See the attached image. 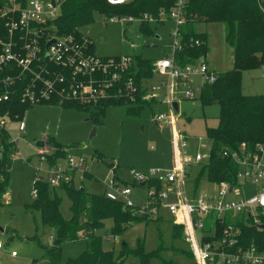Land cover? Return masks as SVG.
Returning <instances> with one entry per match:
<instances>
[{
  "label": "built area",
  "instance_id": "1",
  "mask_svg": "<svg viewBox=\"0 0 264 264\" xmlns=\"http://www.w3.org/2000/svg\"><path fill=\"white\" fill-rule=\"evenodd\" d=\"M68 0H7L0 10L8 36L0 39V105L13 102L19 96L25 105L76 102L83 106L97 105L113 96L116 84L133 65L134 57L102 58L91 53L88 38L79 41L72 35L58 36L56 21ZM110 5H124L130 0H106ZM190 0H176L169 13L162 10L158 17L149 13L141 16L115 14L109 22L174 23V44L166 57L153 63L154 75L160 80L152 85L143 83L148 99H157L167 105L169 112L160 113L155 121L166 122L172 131V145L176 161L172 169L129 170V183L118 175V164L111 166L112 178L105 181L107 199L122 203L135 215L153 220L164 211L173 218V224L183 229L184 241L189 245L192 264H264V252L256 246L244 248L240 243V219L260 226L264 214V144L252 149L243 144L238 151H225L223 157L237 166L235 184L228 181L210 182L216 190L198 194L199 184L189 183L193 172L203 165L204 156L197 149L189 154L190 138L178 129L175 103L179 98L196 101L208 85L218 81V73L204 59L181 64L178 54L183 50V28ZM55 40L48 46L51 40ZM199 45L200 41L194 42ZM197 80V81H196ZM127 96L133 101L136 87L132 79L125 81ZM122 94V90L119 91ZM179 110V104H178ZM18 121L19 131H26L24 117L0 119ZM6 121H0V131L7 133ZM199 141L202 138H198ZM45 141V140H44ZM11 142V141H10ZM12 143V142H11ZM13 144V143H12ZM14 146V144H13ZM14 150L16 147L14 146ZM37 154L45 163V176L37 174L33 198L39 196L38 184L58 189L65 184L76 185V177L85 180L87 160L83 156L67 157L50 164V151L45 145L37 147ZM210 155L208 157V162ZM207 162V163H208ZM204 163V164H207ZM79 175V176H78ZM148 188V204L141 208L130 199L131 186ZM161 185L158 188L157 185ZM189 186V187H188ZM230 187L232 191H229ZM248 188V191L246 190ZM4 245L0 243V250ZM13 256L16 254L13 252Z\"/></svg>",
  "mask_w": 264,
  "mask_h": 264
},
{
  "label": "rangeland",
  "instance_id": "2",
  "mask_svg": "<svg viewBox=\"0 0 264 264\" xmlns=\"http://www.w3.org/2000/svg\"><path fill=\"white\" fill-rule=\"evenodd\" d=\"M111 15L112 12L105 15L95 13L92 22L78 27L79 34L92 41L94 53L98 57L141 56L155 61L170 54L174 44L171 36L174 23L171 20L150 23L148 26L153 34H146L141 31L138 23L109 22L108 16ZM196 31L208 36L209 51L205 61L209 66L218 74L231 69L232 58L225 39L224 25L198 24ZM157 36L160 38L157 39ZM159 80V77L153 75L144 82L155 85ZM242 90L248 96L264 95V67L243 71ZM149 101L153 102L152 105L145 106L138 115L129 114L127 105H110L101 111L95 107L78 109L36 104L26 110L24 133L19 131L18 121L0 119L6 121L5 129L16 147L9 156L11 182L7 201L0 206V226L4 229L0 230V243L4 245L0 253L1 264H45L46 248L53 243V231L44 225L42 213L27 208V205L36 201L32 191L37 174L45 176L46 165L36 150L41 140H54L68 150V155L86 158L87 172L92 177L83 181L76 177V185L84 186L90 194L105 193L104 183L112 178L111 166L114 164H118V175L128 183L131 168H173L177 154L172 145L171 128L166 122H159V127L155 123V118L160 113L169 112V107L158 103L155 98ZM178 104V129L191 137L189 154L194 155L199 149L204 156V165L208 162L212 147L207 130L219 125L221 107L216 103L203 105L200 98L196 101L179 98ZM47 147L51 154L54 147ZM197 171L198 168L189 178V183L197 182ZM131 187V201L141 208L147 206L148 188L140 185ZM216 189L215 185L208 183L206 177H202L198 194H207ZM52 192L63 200L60 208L62 214L70 217L71 202L67 195L61 190ZM103 240V247L112 249L116 258L122 257L119 260L122 264H145L134 252L140 242L144 254H147L148 264H163L164 261L177 264L193 262L189 257L190 249L184 241L182 228L177 229L172 216L164 211L158 219H146L133 224L117 239L105 236ZM88 247L87 240L65 242L64 261L82 257ZM13 252L16 256L12 255Z\"/></svg>",
  "mask_w": 264,
  "mask_h": 264
},
{
  "label": "trees",
  "instance_id": "3",
  "mask_svg": "<svg viewBox=\"0 0 264 264\" xmlns=\"http://www.w3.org/2000/svg\"><path fill=\"white\" fill-rule=\"evenodd\" d=\"M7 0H0V10ZM260 2L261 5H260ZM176 0H132L124 5H110L106 0H68L56 21L58 36L72 35L79 41L83 36L78 27L90 23L95 13L112 15L141 16L143 13L158 17L164 10L169 13L175 6ZM187 22L183 28V50L178 54L181 64L195 63L198 59L206 58L208 54L207 34H199L196 26L199 24H223L225 39L229 46L232 68L218 74V81L204 88L200 97L203 105L219 104L221 116L219 125L208 128L207 135L212 142L210 159L200 168L197 184L202 177L210 182L228 181L235 184L237 166L229 159L223 157L225 151L235 152L243 144L252 149L256 144H264V95L248 96L242 90V73L245 70L264 67V0H190L186 11ZM148 23L141 25V31L153 34ZM8 36L5 23L0 19V39ZM199 40L200 44L194 42ZM91 41V40H90ZM92 42V41H91ZM93 43L90 51L94 53ZM152 60L135 56L132 67L123 74L122 81L116 84L113 96L97 105L83 106L76 102H58L47 105H58L64 108L91 109L101 111L110 105H127L128 113L138 115L147 105H152L143 91L144 80H150L154 75ZM132 79L136 92L132 101L127 96L125 81ZM217 84V85H216ZM122 90V94H119ZM153 100V99H152ZM33 107L22 103L19 96L13 102L0 105V114L11 119L16 116L23 118L26 110ZM0 206L6 204L5 196L8 194L11 182V159L14 151L6 132L0 131ZM45 145L54 147L48 155L49 163L56 164L64 160L68 150L58 145L54 140L42 141ZM43 146V147H44ZM41 147V146H39ZM92 177L88 172L85 178ZM161 188V185H157ZM39 196L28 206L32 211H40L44 225L53 231L52 245L46 248L45 264H122L116 258L112 249L103 247L105 236L117 237L124 234L133 224L145 221L125 208L122 203L106 198L104 194H90L87 189L74 184H65L58 189L40 183L37 186ZM84 189V190H83ZM53 190H61L71 202V216L66 217L60 208L62 198L53 195ZM260 226L254 225L249 219H240L238 226L241 231L240 243L244 248L256 246L264 252V214L261 215ZM109 226V227H108ZM177 229L180 226L174 225ZM263 226V227H261ZM182 228V227H181ZM104 233H101V232ZM183 231V229H182ZM87 240L89 247L86 253L75 260L64 261L63 244L65 242H78ZM145 264H148L147 254L143 252L140 242L134 251ZM123 256V255H122ZM189 257L192 259L191 253ZM163 264H177L173 261H164Z\"/></svg>",
  "mask_w": 264,
  "mask_h": 264
},
{
  "label": "water",
  "instance_id": "4",
  "mask_svg": "<svg viewBox=\"0 0 264 264\" xmlns=\"http://www.w3.org/2000/svg\"><path fill=\"white\" fill-rule=\"evenodd\" d=\"M55 42H56V41H55L54 39L51 40V41L48 43V46H49L50 44H52V43H55ZM175 108H176V110L178 111V104H177V103H175ZM155 123H156L157 126H159V124H158L157 121H155ZM38 146L43 147V146H44V143H43L42 141H40V142L38 143ZM1 163H2V154H0V165H1ZM141 186L144 187V186H145V183H142ZM232 188H233V187H230L229 191H232ZM83 190H84V189H83ZM108 227H109V226H108ZM261 227H263V226H261ZM0 230L3 231L4 229L0 226ZM0 264H1V263H0Z\"/></svg>",
  "mask_w": 264,
  "mask_h": 264
},
{
  "label": "crops",
  "instance_id": "5",
  "mask_svg": "<svg viewBox=\"0 0 264 264\" xmlns=\"http://www.w3.org/2000/svg\"><path fill=\"white\" fill-rule=\"evenodd\" d=\"M160 37L157 36V39H159ZM159 127V126H158ZM42 141V140H41ZM9 193V192H8ZM7 196L8 194L5 196V200L7 201ZM4 231V230H3ZM2 250H0V253H1Z\"/></svg>",
  "mask_w": 264,
  "mask_h": 264
}]
</instances>
